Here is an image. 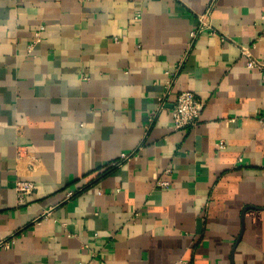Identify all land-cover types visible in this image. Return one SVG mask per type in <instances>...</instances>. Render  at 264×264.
Listing matches in <instances>:
<instances>
[{
    "label": "crops",
    "instance_id": "crops-1",
    "mask_svg": "<svg viewBox=\"0 0 264 264\" xmlns=\"http://www.w3.org/2000/svg\"><path fill=\"white\" fill-rule=\"evenodd\" d=\"M210 4L218 33L192 44ZM263 16L264 0H0V264H264V79L241 53L264 62ZM181 91L206 105L175 128Z\"/></svg>",
    "mask_w": 264,
    "mask_h": 264
},
{
    "label": "built area",
    "instance_id": "built-area-1",
    "mask_svg": "<svg viewBox=\"0 0 264 264\" xmlns=\"http://www.w3.org/2000/svg\"><path fill=\"white\" fill-rule=\"evenodd\" d=\"M213 4H210L207 6L205 12L198 15V24L197 26L191 31V41L192 44L194 40L198 37L199 34H201L203 31L207 30L212 35H215L218 33L216 28H214L213 23L211 21V10H212ZM139 14L136 16L138 19ZM264 17V16H263ZM37 36H39V33H37ZM118 38L116 37L115 40ZM241 53L246 57L247 66L252 69H256L260 72L262 78L264 79V62L257 59L255 56H253L251 50L249 47H243L241 49ZM171 82L168 85L167 91L165 94L160 96L158 98V106L156 109V113L160 110L166 108L167 106V96L171 91ZM206 105V102L199 98L195 92L193 91H181L177 94L176 99L173 103L172 107V117H173V126L175 128H185L194 126L198 123L199 118L201 116L202 110L204 109ZM155 113V114H156ZM260 122L264 124V113L259 115ZM219 146L221 148L225 147V143L221 141L219 143ZM129 153H122L120 156V159L112 162L109 167H117L121 166L122 163L129 158ZM172 170L169 168L166 169L165 172L170 173ZM156 186L159 188H168L170 186V181L163 180L161 178H157L156 180ZM35 189V183L32 180L23 179V178H17L15 182V190L17 194V202L18 204H26L28 202L29 196L34 192ZM73 192H68V196L72 195ZM50 210H47L42 217H46L50 214ZM11 241L6 240L1 243V245H4L8 247L10 245ZM80 264H83L80 262ZM174 264H193L191 261L187 259H179Z\"/></svg>",
    "mask_w": 264,
    "mask_h": 264
}]
</instances>
